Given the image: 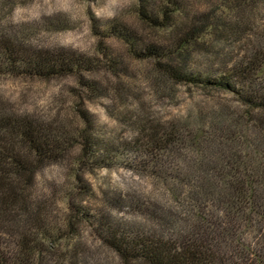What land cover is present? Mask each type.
<instances>
[{
	"label": "trees",
	"instance_id": "16d2710c",
	"mask_svg": "<svg viewBox=\"0 0 264 264\" xmlns=\"http://www.w3.org/2000/svg\"><path fill=\"white\" fill-rule=\"evenodd\" d=\"M185 1L139 0L142 19L170 29V43L149 42L128 28L112 27L137 59L154 61L156 85L165 88L169 79L231 95L197 115L203 126L191 142L184 138L187 124L146 122L133 143L121 146L133 152L136 169L166 182L176 201L149 209V226L137 230L93 215L70 199L67 236H62V224L49 218L51 204L39 194L37 179L44 167L69 153L72 134L59 120L53 124L0 101V264H108L99 248L85 243L80 224L90 226L118 264H264V25L251 19L259 15V1L232 0L244 11L235 10L223 21L191 11ZM206 35L223 45H209ZM198 52L205 54L199 61L207 66L203 71L191 64ZM89 63L61 50H33L13 38L0 39V73L80 75L91 69ZM82 83L99 91L94 81ZM80 111L87 126L79 132L78 162L111 166L120 146L92 129L93 116ZM188 145L192 151L186 155ZM174 155L177 165L186 157V171H179L181 164L179 170L164 171ZM81 188L85 195L91 191ZM62 237L68 238L63 248Z\"/></svg>",
	"mask_w": 264,
	"mask_h": 264
},
{
	"label": "rangeland",
	"instance_id": "374dc122",
	"mask_svg": "<svg viewBox=\"0 0 264 264\" xmlns=\"http://www.w3.org/2000/svg\"><path fill=\"white\" fill-rule=\"evenodd\" d=\"M258 1L255 9L259 15H251V19L264 25V17L260 16L264 15V0ZM185 2L191 11L205 14L211 20L223 21L224 16L234 14L235 10L244 11L232 0ZM138 4L139 0H0V39L13 38L29 49L61 50L90 61L91 69H83L80 75L43 78L0 73V101L8 108L27 111L50 123L59 120L72 134L69 153L62 161L44 167L37 179L39 194L51 204L49 218L62 224V236L71 213L70 199L91 214L101 213L120 226L146 229L149 209L176 199L166 190V182L136 169L130 161L133 152L121 146L133 143L138 128L146 122L187 124L184 138L191 142L201 126L197 115L231 97L229 93L197 85L173 84L169 79L164 82L165 88L156 85L158 71L154 61L137 59L112 29L123 26L149 42L170 43V29L155 28L145 22ZM248 16L245 15L246 20L250 19ZM204 39L215 47L223 45L211 35ZM204 56V52H198L191 60L199 71L207 67L199 62H204ZM87 80L96 82L99 91L88 89L82 83ZM81 109L93 116L92 129L100 131L106 141L120 146L118 159L111 166L91 168L78 162L79 132L87 126ZM189 147L183 151L186 155L191 154ZM176 158L171 157L173 162L164 171L179 170L180 164L179 171H186L183 166L186 157L178 165ZM78 176L82 177L81 183ZM82 186L90 188L88 195L83 193ZM79 227L87 245L99 248L100 256L108 264H118L116 255L100 246L89 225ZM67 240L62 237V248Z\"/></svg>",
	"mask_w": 264,
	"mask_h": 264
}]
</instances>
